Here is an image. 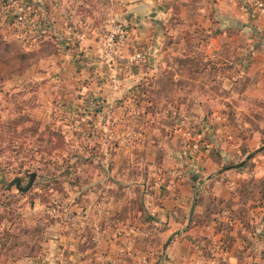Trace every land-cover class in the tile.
<instances>
[{"label":"rangeland","instance_id":"obj_1","mask_svg":"<svg viewBox=\"0 0 264 264\" xmlns=\"http://www.w3.org/2000/svg\"><path fill=\"white\" fill-rule=\"evenodd\" d=\"M135 1L0 0V42L10 45L6 48L0 43V264H46L42 260L49 253L72 257L79 264L101 260L105 264V258L94 249L96 232L107 227L120 239L126 235L124 228L132 236L140 223L153 225H146L141 245L148 255L145 259L152 258L156 264L169 257L166 249L179 237L180 243L198 246L203 257L212 252L213 260L233 241L242 244L241 258L242 254L253 257L254 251L256 257L264 258V72H250V56L257 45H264V28H246L255 44L243 58L223 61L226 68L233 69L235 63L243 67L238 86L233 84L241 97L230 100L221 91L217 84L223 80L217 71L198 74L205 65L202 59L192 64L200 71L184 75L180 81L172 74L139 79V90L132 97L135 111L127 124L132 129L140 125L138 131L143 135L121 139L113 135L107 115L102 119L109 110L100 115L99 92L82 91L81 85L87 87L98 79L100 83L105 78L103 68H113L109 60L119 54L116 45L124 39L116 37L109 54L104 47L115 26L125 27L131 36L149 37L146 47L140 45V39L133 44L132 54L145 55L142 62L130 59L133 67L145 65L149 56H158V48H151L158 45L157 33L166 35L164 46L174 42L175 28L170 25L157 31L154 11L145 16H149L147 23L136 18L138 24L130 23L133 6L139 4ZM252 6L253 1L248 6L251 11ZM42 28L47 32L41 33ZM204 30L198 29L199 34ZM94 33L96 39L103 37L105 61L100 60L94 81L86 79L87 86L82 80L70 84L72 89L67 92L56 71L60 65L57 67L55 55L60 58L66 52L79 51V40ZM260 80L263 88H249ZM215 95L222 98V104L212 99ZM142 99L149 102L142 106ZM218 112L225 115L226 127L231 129L224 131L222 142L212 128ZM227 171L232 173L226 179L234 182H227L230 199L210 201L208 180ZM32 174V185L24 189ZM182 178L194 180L192 195L199 196L197 205L204 207L215 224L196 235L165 236L161 222L146 211L142 199L154 195L155 182L170 181L175 190L178 187L173 182ZM93 212L96 218L86 215ZM204 221L203 215L201 219L195 215L192 224ZM61 235L74 249L61 250L60 256L55 241ZM121 247L107 257L108 264H119L133 255L129 248ZM187 254L185 248L183 258ZM55 257L51 264H65Z\"/></svg>","mask_w":264,"mask_h":264},{"label":"crops","instance_id":"obj_2","mask_svg":"<svg viewBox=\"0 0 264 264\" xmlns=\"http://www.w3.org/2000/svg\"><path fill=\"white\" fill-rule=\"evenodd\" d=\"M37 1L40 2L41 0ZM252 1L253 0H137L135 2L139 4L133 6V15L129 18L130 23L138 22L134 18L140 20L141 23H147L149 20L145 18L149 16H145L147 13L154 11V16L158 19V26H156L157 31H162L163 28L168 29L170 25H173L175 28L174 42L171 45L164 46L166 35L163 37L162 32L157 33L156 42L158 45L156 46V43H154L151 48L154 50L156 47L158 48V56L156 58L149 56L145 65L133 67L130 65L132 53L135 51V46H133V44L135 43L137 45L138 39H140V45L146 47L149 44V37L145 38L140 35L131 36V32L129 34L127 29L125 31V27L118 25L124 29V35L126 36H124V40L119 43V45H116L119 54H113V60H109L113 68L109 67V70L103 68L105 73L100 72L104 74L102 76H105V78L101 76L102 81L100 83L99 79L96 81H94V79L98 72L96 68L100 65V60L103 59L105 61L101 44H104V40L103 37L96 39L95 33L79 40V51L66 52L65 54H61L60 58L55 55V59L58 61L57 67L60 65L56 71H59V76L62 82L65 83H63V86H65L64 89H66L67 92L72 89V85L70 84L80 82L81 80L85 82L86 79H89V83L94 81L88 86L87 84L89 83L85 82L88 88L81 85L82 91L83 89H87L86 91L88 92H99L102 105L100 115H102L105 109L109 110L108 114H103L102 119L107 115L109 122H112L111 128L114 132V136L120 137L121 139L141 137L143 134L138 131L140 125L132 129L129 128L127 124V122L132 120V113L135 111V107H133L132 103L134 98L132 97L134 91L139 90V88H137V81L139 79L172 74L175 80L177 79L180 81L183 80L184 75L198 73L200 70L194 67L195 65L192 66V64H198L199 60L202 59L205 65H201L202 70L198 74L207 75L208 73L213 74V71H217V76L223 80V82L220 85L217 84V86L222 92L230 96V100H235V96H238L236 94L238 90L235 91L236 88L233 84L237 85L240 82L244 70L243 67L237 65L238 63H235V67H232L233 69L226 68L224 67L223 61L232 62L239 58H243L246 50L255 44L253 43L254 39L251 38L249 34H246V28L252 27L258 30L264 28V12L253 15L250 10L251 8H248ZM171 17L173 18V24L171 23ZM201 28H204L205 32L199 34L198 29ZM129 39H131V44H128ZM184 47L189 50L188 54L185 52ZM104 50L106 51L105 47ZM250 59H253L250 67L251 75H262V72H264V45H257ZM249 88L252 90L263 88L262 80L257 84H255V82L251 83ZM76 91L80 93V89ZM232 91L235 92L233 96L230 95ZM213 98H216V102L219 101L218 103L222 104L221 97L215 95L212 96V99ZM148 102V100L146 102L142 99L141 105L143 106V104H147ZM221 113L222 112L216 113V116L212 120V124H215V127L212 126V128L218 133L217 138L220 142L224 139V131L229 128L226 127L225 115ZM138 118H142V116ZM229 131H231L230 128ZM231 173L232 171L223 172L217 177L208 180L207 188H209V193L211 194H207L206 196H208L210 201H227L230 199V186L227 182L230 184L234 182L227 180L226 176ZM173 184L174 186L177 185L178 188H175V190L171 189L170 181H157L153 184V187H155L154 195L145 196L142 199L146 211L156 216V220L161 222L160 227L163 234L169 236L170 234L181 233L187 236L189 233L196 235L198 231L202 232L203 230L205 231V229H212L215 224L214 218H210V214L203 209L204 207L197 205L199 196L192 195L194 180L182 178L177 179ZM206 192L208 193V190H206ZM86 215H89L91 218H96V212L86 213ZM195 215L199 219H201L203 215L206 221L201 225L192 224ZM84 221L89 225L88 216H85ZM139 225V230L132 236H127L130 231L126 232L124 228L123 231H125L126 235L120 239L115 237V233L109 232L107 227L101 229L102 231L99 230L96 232L98 238L94 242V249L97 253H101L99 255L100 257L102 256L105 258V264H108L109 261L107 257L114 254L118 247H121L119 245L126 246V248H129L133 253L132 256L125 257L119 264H142V260H145L146 264H156L152 262V258L145 259L148 255L146 254L143 244L141 245L145 236V227L146 225L149 226L150 223H140ZM151 226L153 227V225H150V227ZM95 228L96 225L94 224V229ZM213 233L216 234L215 231ZM218 234L219 233L216 235ZM160 235L162 236V234ZM60 238L61 240L55 241V244L59 246L56 248L59 249V255L61 256V250L67 249L71 251L74 247L71 243H68V245L66 244L67 239L63 235H61ZM180 240L181 238L179 237L172 245L167 247L166 251L169 257L158 264H207V259L208 262L212 260L211 263H214L215 260H222L227 262V264H255L256 261L262 264L264 261L261 255L256 257V252L254 250L253 257L242 254L244 256L241 258L240 251L243 250L242 244L236 241H233L231 245L221 249L217 258L213 260V258H210L212 252L208 258L203 257L200 255L201 253L199 252L198 246L186 244L184 241L180 243ZM185 248H188V254L187 257L183 258V250ZM150 255L151 254H149V256ZM54 257V253H49L43 258L42 263L46 262V264H51ZM173 257H175V259H173ZM55 259H61L65 264H67V262H71L68 264H74L77 261L72 260V257L70 259L56 256ZM243 259L248 261H242ZM111 261L113 262L114 260ZM78 262L79 261L75 264H79ZM35 263H37V261ZM98 263L102 264V260L101 262H97V264Z\"/></svg>","mask_w":264,"mask_h":264},{"label":"built area","instance_id":"obj_3","mask_svg":"<svg viewBox=\"0 0 264 264\" xmlns=\"http://www.w3.org/2000/svg\"><path fill=\"white\" fill-rule=\"evenodd\" d=\"M253 10L252 11H256L258 13H262L264 12V0H253V6H252ZM19 19H21V16H19ZM116 31L115 32H110L109 35L106 38V50L107 53L109 54V52L112 50L113 46H114V41L115 38L117 37L118 40H123L124 39V34L120 28V26H115ZM145 58L144 54L141 53H136L133 54V56L131 57L132 60H134L135 62H142Z\"/></svg>","mask_w":264,"mask_h":264},{"label":"trees","instance_id":"obj_4","mask_svg":"<svg viewBox=\"0 0 264 264\" xmlns=\"http://www.w3.org/2000/svg\"><path fill=\"white\" fill-rule=\"evenodd\" d=\"M25 2H26V0H25ZM40 31H41V33H45V32H47L46 30H44V28H42ZM7 42H8V41L0 42V43H1V44H4L6 48H9L8 46H10V45H9Z\"/></svg>","mask_w":264,"mask_h":264},{"label":"water","instance_id":"obj_5","mask_svg":"<svg viewBox=\"0 0 264 264\" xmlns=\"http://www.w3.org/2000/svg\"><path fill=\"white\" fill-rule=\"evenodd\" d=\"M32 180H33V174L31 175V178H30L28 184L26 185V187L24 189H27L32 185Z\"/></svg>","mask_w":264,"mask_h":264}]
</instances>
